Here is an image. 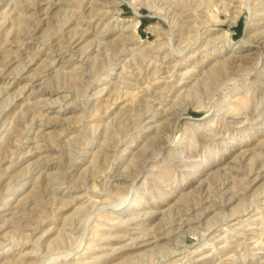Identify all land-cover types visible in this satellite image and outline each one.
I'll list each match as a JSON object with an SVG mask.
<instances>
[{"label":"rangeland","instance_id":"374dc122","mask_svg":"<svg viewBox=\"0 0 264 264\" xmlns=\"http://www.w3.org/2000/svg\"><path fill=\"white\" fill-rule=\"evenodd\" d=\"M0 264H264V0H0Z\"/></svg>","mask_w":264,"mask_h":264}]
</instances>
